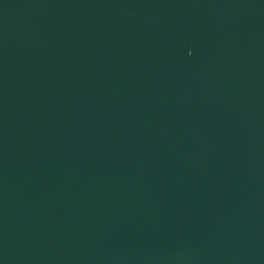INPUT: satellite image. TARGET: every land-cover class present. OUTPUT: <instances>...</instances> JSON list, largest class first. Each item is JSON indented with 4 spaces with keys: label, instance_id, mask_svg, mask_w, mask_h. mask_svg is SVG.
Instances as JSON below:
<instances>
[{
    "label": "water",
    "instance_id": "95a60500",
    "mask_svg": "<svg viewBox=\"0 0 264 264\" xmlns=\"http://www.w3.org/2000/svg\"><path fill=\"white\" fill-rule=\"evenodd\" d=\"M0 264H264V0H0Z\"/></svg>",
    "mask_w": 264,
    "mask_h": 264
}]
</instances>
